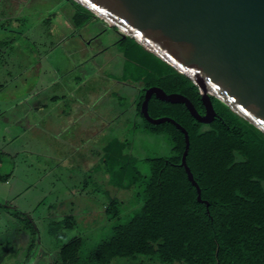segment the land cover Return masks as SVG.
<instances>
[{"label":"rangeland","instance_id":"rangeland-1","mask_svg":"<svg viewBox=\"0 0 264 264\" xmlns=\"http://www.w3.org/2000/svg\"><path fill=\"white\" fill-rule=\"evenodd\" d=\"M75 9L69 0H0V152H17L18 165L9 173L12 158L0 153V264H57L56 237L79 236L85 255L142 205L140 181L114 188L101 165L64 164L70 140L87 150L111 138L124 142L142 181L150 172L147 159L172 155L169 138L150 132L135 107L146 67L124 58L118 34L97 17L74 28L69 18ZM72 89L102 114L92 138L82 140L81 131L74 137L70 127H81L92 114L69 123L64 118V111L78 110L69 105L76 98ZM27 90L40 92L23 101ZM112 198L120 202L116 219L103 211ZM4 205L26 214L36 232L18 230L20 221ZM69 214L75 226L50 236L49 225Z\"/></svg>","mask_w":264,"mask_h":264},{"label":"trees","instance_id":"trees-1","mask_svg":"<svg viewBox=\"0 0 264 264\" xmlns=\"http://www.w3.org/2000/svg\"><path fill=\"white\" fill-rule=\"evenodd\" d=\"M69 1L76 5L69 18L74 28L95 16ZM116 44L126 60L146 67L135 107L150 132L169 138L172 155L147 159L150 172L142 181L125 143L109 139L96 165H101L114 188L127 189L140 181L142 205L85 255L80 254L79 236L65 241L56 237L57 264H111L115 259L140 264H264V132L214 97L210 98L216 115L207 124L195 120L182 103L161 101L153 95L149 98L150 117H170L186 130L189 146L185 162L201 199L208 203L205 207L196 200L195 188L180 166L183 134L169 122L148 123L139 111L144 89L155 85L166 93L184 95L202 114L197 87L131 37H121ZM119 204L112 198L104 205L108 218H118ZM8 209L22 230L36 232L26 214ZM75 224L72 214L65 215L49 225V235L54 237L55 229H71Z\"/></svg>","mask_w":264,"mask_h":264},{"label":"water","instance_id":"water-1","mask_svg":"<svg viewBox=\"0 0 264 264\" xmlns=\"http://www.w3.org/2000/svg\"><path fill=\"white\" fill-rule=\"evenodd\" d=\"M108 27L134 39L197 87L203 113L187 97L160 87L144 89L139 111L145 121L169 122L184 138L180 166L202 200L200 188L185 162L186 130L170 117L152 118L147 102L155 98L182 103L198 122L207 124L216 113L214 97L264 132V0H73Z\"/></svg>","mask_w":264,"mask_h":264},{"label":"crops","instance_id":"crops-1","mask_svg":"<svg viewBox=\"0 0 264 264\" xmlns=\"http://www.w3.org/2000/svg\"><path fill=\"white\" fill-rule=\"evenodd\" d=\"M77 66L78 65L76 64V62H74V67L77 68ZM115 83L119 84V85H122V86L125 84V83H122V82H115ZM127 87H129V85H127ZM139 88L140 87L138 85V88H136L137 92L139 91ZM39 92L40 91L37 92V90H36V91L31 93V92H28V90H27L25 95H24V97L22 99L24 101V100H27L26 99L27 97H36V94L38 95ZM71 93H72L71 96H75L76 98L71 99L69 105H72V106L78 108V110H77V112L75 114H70L69 112L65 113V111H64V114H63L64 118H66V120H68V123H69V122H72V121H78V119H80V118H81V120H83V117L89 116V115L92 114L91 116H89V118H91V119H87L86 120L87 123L82 124L81 127H73L72 124L70 123L71 124L70 127L74 128L72 130L74 132H76L73 135L74 137H75V135H76V137H78L77 134H78L79 131H81V132H83L84 135H81V134L80 135L82 137L85 136L84 139H82V140L92 138L101 129L102 114H101V112L98 109L95 110L94 107L91 106V103H90L91 100L90 99L87 100V99L84 98L83 94H81V93L79 94L78 89H77V91L75 90V92H73V89H72ZM57 98H59V97H57ZM22 99H20L17 104H19V103L21 104ZM58 100L56 102H54V103L58 104ZM60 102H61L60 105H62V100ZM40 105L43 106L44 104L42 103ZM19 120L20 119H18V121ZM18 135H19V132H18ZM108 140L109 139H107L106 142ZM106 142H104V144ZM69 143H70V147H69V144H68L67 145L68 149H66L65 151L61 148L63 150L64 159L62 160V162L64 164H67V163L71 162V163L76 164V165L77 164L78 165H80V164L81 165H96V163L99 161V158H100L101 148L104 145V144H100V146H99V145L96 144L95 149L92 150L90 148L89 150H87V145H85V147H83L81 145L83 142L75 144L76 141L74 143L72 140H70ZM50 144L52 145L51 142H50ZM79 144H80V146H79ZM0 153L3 156H5L6 158L9 157V158L13 159V160L10 159V161H12L13 163H12L11 167H9V173L14 174L15 168L18 167V165L15 164V159H16V156H17V152L15 153L13 151L12 152L11 151L8 152L6 150H2ZM58 153H60V152H58ZM0 167H1V162H0ZM18 230H20L19 225H18Z\"/></svg>","mask_w":264,"mask_h":264},{"label":"flooded vegetation","instance_id":"flooded-vegetation-1","mask_svg":"<svg viewBox=\"0 0 264 264\" xmlns=\"http://www.w3.org/2000/svg\"><path fill=\"white\" fill-rule=\"evenodd\" d=\"M112 29H114L115 31H116V33L118 34V38L120 39L121 38V35L117 32V30L115 29V28H113V27H111ZM118 40V39H117Z\"/></svg>","mask_w":264,"mask_h":264}]
</instances>
